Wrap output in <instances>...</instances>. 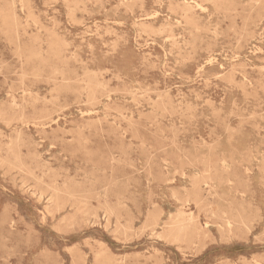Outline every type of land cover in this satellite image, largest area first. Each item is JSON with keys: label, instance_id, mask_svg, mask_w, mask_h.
Instances as JSON below:
<instances>
[{"label": "rangeland", "instance_id": "1", "mask_svg": "<svg viewBox=\"0 0 264 264\" xmlns=\"http://www.w3.org/2000/svg\"><path fill=\"white\" fill-rule=\"evenodd\" d=\"M0 264H264V0H0Z\"/></svg>", "mask_w": 264, "mask_h": 264}, {"label": "bare ground", "instance_id": "2", "mask_svg": "<svg viewBox=\"0 0 264 264\" xmlns=\"http://www.w3.org/2000/svg\"><path fill=\"white\" fill-rule=\"evenodd\" d=\"M197 2V1H196ZM208 3V2H207ZM199 3H197V5H198ZM200 6V5H199ZM201 7H203V6H201ZM22 8H23V6H22ZM204 8V7H203ZM206 9H207V7H206ZM212 59V58H211ZM217 59V58H216Z\"/></svg>", "mask_w": 264, "mask_h": 264}]
</instances>
